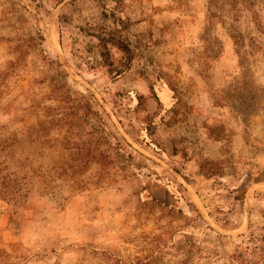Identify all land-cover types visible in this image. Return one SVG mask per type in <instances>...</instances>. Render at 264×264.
Here are the masks:
<instances>
[{
	"label": "rangeland",
	"instance_id": "obj_1",
	"mask_svg": "<svg viewBox=\"0 0 264 264\" xmlns=\"http://www.w3.org/2000/svg\"><path fill=\"white\" fill-rule=\"evenodd\" d=\"M0 151V264H264V0H0Z\"/></svg>",
	"mask_w": 264,
	"mask_h": 264
},
{
	"label": "trees",
	"instance_id": "obj_2",
	"mask_svg": "<svg viewBox=\"0 0 264 264\" xmlns=\"http://www.w3.org/2000/svg\"><path fill=\"white\" fill-rule=\"evenodd\" d=\"M111 15L112 18H114L112 21V24L114 26L113 31H103L93 36L98 41V58L101 67L106 68V72L112 78H117L129 70L130 63L133 60V52L129 47L128 43L120 36L118 32L127 30L129 28V21L116 18L114 13H112ZM36 31L38 35V40L40 41V43H43L44 39L39 29H36ZM112 48L117 50L121 54V58L117 62L113 60L112 55L110 53V49ZM84 108L86 113L96 116V118L101 123L102 127L105 126L103 118H101L99 114L91 108L90 103H88V101H85ZM117 146L118 150L120 151L121 147L119 143H117ZM1 157L2 156L0 154V197H3V199H7L8 201L13 202L15 205L18 202H22L21 200L24 198V195L21 200H18V198L21 197V195H19L21 189H14V187H12V184L15 183L14 178H12L13 174L5 172L8 167L6 165V162H2L3 160H1ZM174 170L178 172L177 169L174 168ZM3 172H5L4 175L2 174ZM183 179L186 180L184 177ZM16 184L18 183L16 182ZM262 241L264 247V237H262Z\"/></svg>",
	"mask_w": 264,
	"mask_h": 264
}]
</instances>
